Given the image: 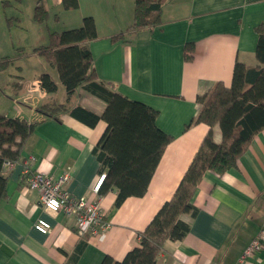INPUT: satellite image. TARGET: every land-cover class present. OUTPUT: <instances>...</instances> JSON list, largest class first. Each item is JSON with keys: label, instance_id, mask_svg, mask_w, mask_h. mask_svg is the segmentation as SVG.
Listing matches in <instances>:
<instances>
[{"label": "crops", "instance_id": "crops-1", "mask_svg": "<svg viewBox=\"0 0 264 264\" xmlns=\"http://www.w3.org/2000/svg\"><path fill=\"white\" fill-rule=\"evenodd\" d=\"M37 2L0 0V61L11 60L0 70V113L36 122L24 140L17 139L18 161L3 168L8 180L7 196L0 200V264H101L106 255L121 260L172 197L208 131L203 122L191 123L201 107L197 96L217 81L229 86L237 60L259 63L255 50L257 27H264V0H166L160 23L132 30L134 0H78L74 9L65 8L63 0H42L45 21L34 18ZM86 16L97 28L88 45L98 82L157 109L156 124L172 136L145 194L118 206L116 188L93 191L98 175L106 172L93 149L107 122L90 126L69 112L56 119L37 110L57 100L104 113L105 98L82 86L68 96L57 68L34 51L50 43L51 33L80 27ZM120 33L123 37L113 38ZM187 43H194L191 60L185 59ZM44 72L56 80L55 93L41 87ZM213 131L221 142L218 124ZM24 165L54 178L70 169L66 190L99 200L108 231L80 237L72 216L47 209L39 192L24 186ZM191 201L196 211L181 215L189 231L182 239H167L156 264H236L264 224V128L234 167L222 174L205 171ZM39 219L51 224L48 232L35 228ZM247 264H264V247Z\"/></svg>", "mask_w": 264, "mask_h": 264}, {"label": "trees", "instance_id": "trees-1", "mask_svg": "<svg viewBox=\"0 0 264 264\" xmlns=\"http://www.w3.org/2000/svg\"><path fill=\"white\" fill-rule=\"evenodd\" d=\"M166 0H134L133 22L128 30L152 27L160 23V14ZM67 9L79 6L78 0H63ZM48 11L38 0L34 18L45 21ZM256 57L258 64L249 65L237 60L234 64L232 82L227 86L217 81L203 95L197 96L200 110L192 120L208 125L191 163L186 169L172 197L165 201L148 225L140 232L137 246L130 249L121 260L106 255L101 264H156L157 256L167 239H182L189 225L181 219L183 213L196 211L192 197L205 171L217 174L236 165L254 135L264 128V27H257ZM97 28L92 16L83 18L80 27L51 33L50 43L34 49L53 64L65 86L72 95L80 86L105 98L107 106L100 116L94 111L53 100L37 108L47 116L60 119L69 112L82 122L95 126L100 119L107 127L93 151L106 169V177L100 187L101 193L117 189L115 205L129 196H142L172 136L156 124L158 110L152 106L106 88L98 82L88 41L97 38ZM123 37V33L114 39ZM194 43L185 46V59L194 57ZM11 60L0 61V70ZM40 85L48 93H55L58 84L49 72L40 74ZM36 122L7 117L0 113V200L7 196L8 177L3 173L7 162L18 161L21 141L33 130ZM222 131L221 142L213 137L215 125Z\"/></svg>", "mask_w": 264, "mask_h": 264}, {"label": "built area", "instance_id": "built-area-1", "mask_svg": "<svg viewBox=\"0 0 264 264\" xmlns=\"http://www.w3.org/2000/svg\"><path fill=\"white\" fill-rule=\"evenodd\" d=\"M13 162H7L11 165ZM70 177V169L54 178L41 171L31 170L28 165L22 169L21 179L24 186L39 192L41 203L51 211H60L75 219L76 232L80 237L88 234H104L110 228V222L106 219L101 203L96 199L85 196H77L65 188ZM106 177V172H101L94 183L93 191L98 193ZM35 228L41 232H48L51 224L45 219L35 222ZM264 247V224L249 244L240 254L236 264H247L254 254Z\"/></svg>", "mask_w": 264, "mask_h": 264}, {"label": "rangeland", "instance_id": "rangeland-1", "mask_svg": "<svg viewBox=\"0 0 264 264\" xmlns=\"http://www.w3.org/2000/svg\"><path fill=\"white\" fill-rule=\"evenodd\" d=\"M36 60H37V59H36ZM38 60H41L42 62H44V58L42 59V57H39ZM34 61H35V60L31 61V63H30V71H33V69L36 67L35 64H34ZM36 64L39 65L40 62L38 61Z\"/></svg>", "mask_w": 264, "mask_h": 264}]
</instances>
